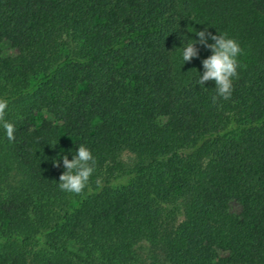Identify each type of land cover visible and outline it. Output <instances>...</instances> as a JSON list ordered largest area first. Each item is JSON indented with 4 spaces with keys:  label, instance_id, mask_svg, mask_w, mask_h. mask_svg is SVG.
<instances>
[{
    "label": "trees",
    "instance_id": "16d2710c",
    "mask_svg": "<svg viewBox=\"0 0 264 264\" xmlns=\"http://www.w3.org/2000/svg\"><path fill=\"white\" fill-rule=\"evenodd\" d=\"M205 28L243 49L216 103ZM0 98V264H264V0H0Z\"/></svg>",
    "mask_w": 264,
    "mask_h": 264
},
{
    "label": "clouds",
    "instance_id": "9594fccd",
    "mask_svg": "<svg viewBox=\"0 0 264 264\" xmlns=\"http://www.w3.org/2000/svg\"><path fill=\"white\" fill-rule=\"evenodd\" d=\"M197 40L187 43L182 50V60L190 62L198 57L197 44L211 50V55L202 60L203 73L199 74L197 84L204 85L207 81H214L216 94L212 97L213 103L218 99L228 100L233 93V81L239 78L240 67L238 57L243 49L239 42L227 34H213L205 28L196 32ZM209 40L213 41L209 43ZM8 101L0 98V127L5 130L6 137L10 142H15L16 127L14 123L5 119ZM64 172L59 176L58 187L60 190L77 196L90 191V179L96 170L97 160L92 151L81 144L73 154L72 159L67 155L62 158ZM59 167V162L54 161Z\"/></svg>",
    "mask_w": 264,
    "mask_h": 264
},
{
    "label": "rangeland",
    "instance_id": "374dc122",
    "mask_svg": "<svg viewBox=\"0 0 264 264\" xmlns=\"http://www.w3.org/2000/svg\"><path fill=\"white\" fill-rule=\"evenodd\" d=\"M231 209H232L233 211H237V210H238V206H237L235 203H232V204H231Z\"/></svg>",
    "mask_w": 264,
    "mask_h": 264
}]
</instances>
